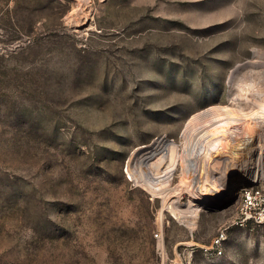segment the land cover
I'll use <instances>...</instances> for the list:
<instances>
[{"label":"rangeland","instance_id":"1","mask_svg":"<svg viewBox=\"0 0 264 264\" xmlns=\"http://www.w3.org/2000/svg\"><path fill=\"white\" fill-rule=\"evenodd\" d=\"M213 106L264 107V0H0V264H264V225H234L264 120L214 157L230 198L169 209L190 201L186 125ZM160 139L178 151L164 193L141 153Z\"/></svg>","mask_w":264,"mask_h":264},{"label":"bare ground","instance_id":"2","mask_svg":"<svg viewBox=\"0 0 264 264\" xmlns=\"http://www.w3.org/2000/svg\"><path fill=\"white\" fill-rule=\"evenodd\" d=\"M240 68L241 66L235 68L232 78ZM251 120H264V107L238 116L228 106H213L196 113L190 118L183 133L186 139L192 136L197 137V142L192 143V147L188 151V157L184 160L186 162L184 168L188 177L187 181L189 180L188 182L183 180L184 190L190 196V201L186 208H179L180 205L178 206L177 200H173L172 204L170 203L169 209L174 218L179 221L196 218L200 209L198 203L205 205V203L207 204L213 200L219 201L230 198L231 193L223 188L221 182H225L229 177L231 164L223 165L217 169L214 167L216 160L214 157L222 153L229 156L239 149L247 148L248 143L244 145L238 143L236 145L234 138L239 134L237 126L244 121ZM259 147L262 146L259 145ZM261 150L263 153L264 148L262 147ZM177 152V145L174 141L166 139H160L154 144L141 149V153L147 154L143 161L146 170L144 182L149 189L161 193L169 190L166 187L170 186V178L177 164ZM155 158L156 160H154ZM255 160L258 166L255 162L254 165L257 166L258 171L253 172L250 170L249 175L264 179V161H261L264 158L259 155ZM244 166L246 167V164ZM212 169H216L214 170L215 175L211 174ZM189 184L192 185L189 186Z\"/></svg>","mask_w":264,"mask_h":264},{"label":"built area","instance_id":"3","mask_svg":"<svg viewBox=\"0 0 264 264\" xmlns=\"http://www.w3.org/2000/svg\"><path fill=\"white\" fill-rule=\"evenodd\" d=\"M247 182L251 184L242 188L239 192L237 217L234 225L246 227L264 225V179L253 178L247 175ZM228 228L221 230L212 240L210 246L205 247L206 253L211 255H221L224 243L228 238ZM157 238L160 233L155 234Z\"/></svg>","mask_w":264,"mask_h":264},{"label":"water","instance_id":"4","mask_svg":"<svg viewBox=\"0 0 264 264\" xmlns=\"http://www.w3.org/2000/svg\"><path fill=\"white\" fill-rule=\"evenodd\" d=\"M251 183L250 182H246V186L250 185ZM238 189H242L240 188L239 186H237Z\"/></svg>","mask_w":264,"mask_h":264}]
</instances>
